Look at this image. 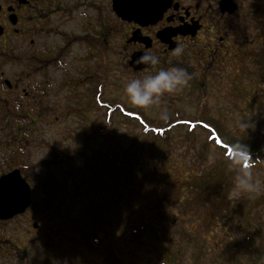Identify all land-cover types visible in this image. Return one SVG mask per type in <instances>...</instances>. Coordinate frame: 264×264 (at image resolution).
Here are the masks:
<instances>
[{
  "label": "flooded vegetation",
  "instance_id": "flooded-vegetation-1",
  "mask_svg": "<svg viewBox=\"0 0 264 264\" xmlns=\"http://www.w3.org/2000/svg\"><path fill=\"white\" fill-rule=\"evenodd\" d=\"M160 1L159 15L144 21L118 16L112 0H0V177L18 170L30 189L29 207L0 226L31 205L45 206L46 170L65 173L61 156L77 150L55 145L48 158L56 154L55 163L34 158L38 142L29 148L31 135L46 122V108L76 109L79 101L81 108L124 107V101H109L111 45L121 49L123 85L157 70L130 64L133 54L156 50L161 66L171 61L190 73L183 94L202 92L215 76L232 84L238 67L247 68L253 58L254 45L264 43V0ZM177 44L184 51L172 56ZM12 247L0 238V259L10 260Z\"/></svg>",
  "mask_w": 264,
  "mask_h": 264
},
{
  "label": "rangeland",
  "instance_id": "rangeland-1",
  "mask_svg": "<svg viewBox=\"0 0 264 264\" xmlns=\"http://www.w3.org/2000/svg\"><path fill=\"white\" fill-rule=\"evenodd\" d=\"M119 51L121 49L118 45H111L109 53V101L110 103L124 101L126 108L138 109L139 111L128 113L138 118L132 120L123 116L119 111L120 108L110 110L111 126L109 133L113 136L110 143V145L112 144L111 149L114 146L116 154L131 153V151L138 153L140 150L139 145L132 146L131 144L138 143L141 138L151 139L156 136L155 132L157 130L166 133L167 144L161 146L166 155L162 157V164H159L158 168L172 183L175 190H169L168 195L162 197L163 202L161 203L164 204V211L168 213L163 218V222L171 230L174 238L178 234V232H175L176 229L184 228L191 233L186 239H181L179 243L180 250L183 253L182 261L179 264H245V259L237 254L239 252H237L238 249H234V245L236 244L238 248L240 246L242 248L248 240L252 241L254 246H257L260 242L264 243V204L256 206V209L252 207L248 214L243 215L242 219L237 220L236 217L229 219L220 216L215 220L203 208L198 210L196 207V209L190 210L189 206L186 207V194L184 195V193H186L189 183L194 177L193 173L200 174L202 172V175H204V171L220 174L230 172L228 168H225L228 167L229 162L221 155V151L215 145H211L212 142H205L206 132L198 128L200 125H197L196 128L192 127V117L199 115V103L204 104L206 107L202 109V113H207L210 119L221 118L224 127L233 134L236 132V123L243 116V111L248 110L252 115L259 114L264 120V68L261 70L262 72L255 74L252 67V64H262L264 66V61L260 60L261 56L264 55V43L254 45L252 59L256 58L257 61L251 59L254 62L250 61L247 68L241 64L238 67L237 77L234 78L232 84L222 77L217 78L215 76L209 80L202 92L166 94L162 100V105L167 107L169 116L175 113L174 110H178V113L185 117L179 119L180 123L172 126L168 122L158 123L155 121L160 120L157 107L139 108L130 104L123 90V78L120 76L122 69L119 61ZM248 72L251 73L252 79L250 81L248 80ZM245 89L248 90V93ZM62 93L64 94V92ZM82 104L79 101L77 105L79 107L76 109L69 107L57 110L46 108V115H44L46 122L36 125L35 128L38 133L31 135L34 139H31L32 143L29 148L32 149V146H36L38 142V146L35 147L36 150L33 153L35 159L42 156L48 159L51 148L55 145L66 150L78 148V133L83 129L86 120L89 122L87 124L95 129L100 128L101 124H105L104 117L108 115L109 109L81 108ZM140 111L147 118L154 120L148 123ZM49 114L50 117H48ZM207 130L211 132L209 127ZM126 148H129V150H126ZM210 154L213 156L212 159L209 158ZM253 170L254 177L261 182L260 194L264 195V173ZM110 174L112 175L104 177L105 182L111 185L108 191L113 194L116 193L115 186H120L123 190L126 174L116 172L113 168ZM219 176H215L217 182L220 181ZM212 178L209 174H205L203 182ZM225 178L228 185L225 208L227 209L233 203L237 205L238 209L245 210L250 201L249 198H246L248 194H241L238 198H234L231 195L233 178L230 179L228 175ZM45 180L47 184L45 187V206L34 205L25 215L0 226V238L4 240L7 238L9 242L12 241L13 243L12 258L10 260L1 258L0 264H63L64 262L66 264H99L98 258H103L106 253L103 247L102 252L100 248L103 244L107 245L108 239H110L106 230H110L111 239H115L117 243L119 241L118 244L128 239L130 234L128 226L121 225L120 220L110 216V225L105 231L101 228H94L91 232L97 234L96 239L88 238L86 241V244L88 243L92 248L89 249L84 246L83 240L80 238L81 231L75 229L71 224L72 218L73 220L76 219L74 217L78 214L75 211L77 207L74 206L78 202L75 199L73 201V193L69 188L71 183L66 180L64 172L56 171L55 168L46 170ZM115 183L116 185H114ZM105 192H99L97 197H93L92 204L98 203V199L101 198L106 203L108 202L109 208L104 204L101 205L109 212L117 208H122L127 212L126 204L123 205L124 202L121 199L108 200ZM82 198L84 199V197ZM156 199H159V197H156ZM52 200H58V204H52ZM77 200L82 201L81 198H77ZM153 209L156 218L160 217L157 210ZM33 223L37 224V228L33 227ZM5 234H8V236ZM141 240L143 241L137 243L135 248L134 246H128L127 250L130 253L131 250H134L136 264H159L156 253L147 252L149 249L147 236H144ZM58 241L62 243V246L59 244L61 251L62 249L68 252L73 251V247L76 246V251L72 252L74 255H71L69 259L65 257V259L60 257L61 251L57 248L46 251L47 247L51 248ZM23 242L25 243L22 244ZM78 242H81V245ZM195 242L201 244L203 250L195 245ZM109 244L112 247L113 244ZM233 249L236 253L230 257H228V253H224V251L231 252ZM40 250L41 258L39 259L37 255ZM112 250L116 261L122 262V254L116 251L114 247Z\"/></svg>",
  "mask_w": 264,
  "mask_h": 264
},
{
  "label": "trees",
  "instance_id": "trees-1",
  "mask_svg": "<svg viewBox=\"0 0 264 264\" xmlns=\"http://www.w3.org/2000/svg\"><path fill=\"white\" fill-rule=\"evenodd\" d=\"M262 17V22H264V12H262ZM263 56L260 58L262 61H264ZM252 60L257 61L256 58ZM252 67L254 68L255 74L262 72L261 70L264 68L262 64H252ZM251 79V73L248 72V80L250 81ZM245 91L248 93V90L245 89ZM110 107L111 111L120 108V113L126 118L132 120L138 119L136 116L128 114L130 111H139L138 109L133 110L126 108L125 106L119 107V104H111ZM203 108H206L205 105L199 103V115L192 117V127L196 128L198 127L197 125H200L198 128L206 132L205 142H212L211 145H215L216 148L221 151V155H223L227 162H229L236 154L233 150L234 143L239 141L242 144H246L252 154L253 159L251 163L253 165V171L264 173L263 117L259 114L252 115L248 110L243 111L241 119L250 115L247 120L251 122L252 126L244 129L237 122L236 132L233 134L224 127L221 118L215 117L210 119L207 113H202ZM174 112L175 113L171 114L170 118L166 121L171 126L180 123L179 119L182 117L185 118L178 113V110H174ZM141 114L143 115L142 112ZM143 118L148 121V123L154 120L147 118L145 115H143ZM155 121L158 123L165 122L161 120ZM110 126V116L109 121L103 125L101 124L100 128L95 129L92 126L85 124L83 129L78 133V148L76 152L73 153V155L63 154L61 156L62 160L65 161L68 166V170L65 172V177L66 180L71 183L69 188L72 191L71 193H73V201L75 199V201L78 202L77 205L74 204V206L77 207L75 211H77L78 214L74 217L76 218L74 219L75 221L72 218L71 224L75 229L81 231L80 238L83 240L84 246L89 249H91L92 246L88 245V243L86 244L88 238H97V234L91 232L94 228H101L105 231L110 225V216L120 220L121 225L125 224L128 226V229L130 230L128 239L120 244H118L119 241L117 243L115 239H111L110 230H106L108 231L110 239H108L107 245L103 244L100 248L102 252L103 247V250L106 251V253L103 255V258H98L99 264H136L134 250H131V253L128 252V246H134L135 248L137 243L143 241L141 239L144 236H147L149 241V249L147 252L152 251L156 253L157 259H159V264H179L183 258L179 243L181 242V239H186L191 233L184 228L176 229L175 232H178V234L175 236L176 238H174V235L171 234V230L167 225L165 226L166 223L163 222V218H165L168 213L164 211V204L161 203L163 202L162 197L167 196L169 190L174 189L172 183L158 168L159 164H162V157L166 155L165 151L161 149L163 144H167L166 133L157 130L155 132L156 136H153L151 139L141 138L138 143L131 144L132 146L139 145L140 150L138 153L131 151V153L125 152L124 154H116V148L113 146V149H111L112 144L110 145L113 138L109 133ZM208 127L211 132L207 130ZM126 150H129V148H126ZM57 159V155L53 154L52 158L47 161L55 163ZM112 168L116 172H124V175L126 174L123 182L124 189L121 190L122 188L120 186H115L114 190L116 193L114 194L111 191H108L109 188H111V185L107 184L104 180L105 176L112 175L110 174ZM225 168L229 169V167ZM204 172L213 178L209 181L203 182L205 174L202 175V172L200 174L193 173L194 177L189 183V188L186 193H184V195L186 194L185 201L187 203L185 205L186 207L189 206L190 210H194L196 207L198 210L203 208L205 212L211 215L215 220L220 216L229 219L236 217L238 220L242 219L244 214H248L252 207H255L253 209H256V206L264 204V195L259 193L246 196L250 201L245 210H242L241 208L238 209L237 205L233 203H231L226 209L225 196L228 185L226 184L225 176L228 175V177L232 179L234 172L232 170L227 173L225 172L224 174L217 172ZM216 175H220L219 180L221 183H219L220 181H216ZM117 181H119V179H117ZM116 183L114 185H116ZM99 192L107 193V195H105L108 200L121 199L124 202L123 205L126 204L127 212L122 208H117L116 210L109 212L101 205L104 204L109 208L108 202L106 203L101 200V198L98 199V203L92 204L91 201L93 200V197H97ZM82 197H84V199ZM156 197H159V199H156ZM77 198H81L82 201L77 200ZM84 200L87 201L83 202ZM57 201L58 200H52L51 203L57 205ZM31 206L33 207L34 205ZM153 208L157 210L160 217L156 218ZM150 210L151 212H149ZM24 243L25 242L22 244ZM78 243L80 244L81 242ZM109 243L113 244L112 247ZM59 244L62 246V243L58 241L56 245L53 244L51 248L47 247L46 251H51L52 248H57L61 251V249H59L61 248L59 247ZM195 245L202 249L201 244L198 242H195ZM113 247L116 251L122 254V262L116 261L112 250ZM73 248V251H76V246ZM234 249H238L237 252L239 253L237 254L245 259V264H257V258L264 255V243L262 242L258 243L257 246H254L252 241L248 240L247 244L243 245L242 248L241 246L238 248L235 244ZM234 249L231 252L224 251V253H228V257H230L232 254L236 253ZM73 251L68 252L67 250L62 249L60 257H68L67 259H69L71 255H74L72 254ZM63 253L64 255H62ZM37 257L39 259L41 258V250ZM63 264L66 263L64 262Z\"/></svg>",
  "mask_w": 264,
  "mask_h": 264
},
{
  "label": "clouds",
  "instance_id": "clouds-1",
  "mask_svg": "<svg viewBox=\"0 0 264 264\" xmlns=\"http://www.w3.org/2000/svg\"><path fill=\"white\" fill-rule=\"evenodd\" d=\"M183 51L184 45L177 44L171 55L179 56ZM134 62L150 68L155 67L157 70L135 76L124 83L123 90L128 101L131 105L139 108L157 107L159 109V119L166 122L170 116L167 107L162 105V100L166 94L182 91L189 84L190 73L186 68L173 64L171 61L168 62L167 67L161 66L162 59L156 50H142ZM249 116H245L238 121L244 129L252 126L251 122L247 120ZM233 150L236 154L228 163L229 169L234 172L231 195L238 198L241 194L250 196L259 194L261 182L254 177L252 172L253 165L251 161L253 158L248 146L237 141L233 145ZM209 158L212 159L213 156L210 154ZM257 264H264V255L257 258Z\"/></svg>",
  "mask_w": 264,
  "mask_h": 264
},
{
  "label": "water",
  "instance_id": "water-1",
  "mask_svg": "<svg viewBox=\"0 0 264 264\" xmlns=\"http://www.w3.org/2000/svg\"><path fill=\"white\" fill-rule=\"evenodd\" d=\"M160 7V0H112V8L118 16L135 20L154 21L153 19L160 13ZM139 55L133 54L130 64L135 69L150 68L134 62ZM29 205L30 189L18 170L0 177V220H7L23 213ZM33 227L37 228V224L33 223Z\"/></svg>",
  "mask_w": 264,
  "mask_h": 264
}]
</instances>
